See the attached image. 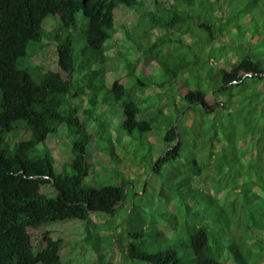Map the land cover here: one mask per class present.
<instances>
[{"label":"trees","instance_id":"1","mask_svg":"<svg viewBox=\"0 0 264 264\" xmlns=\"http://www.w3.org/2000/svg\"><path fill=\"white\" fill-rule=\"evenodd\" d=\"M178 1L181 33L156 35L146 27L131 45L155 62L154 72L126 75L108 87L118 9H135L140 0H0V264H63L62 240L46 230L36 252L32 230L90 222L92 213H113L135 196L131 181L116 172L108 184L84 186L92 175L89 136L74 137L72 159L60 173L45 144L61 124L86 133L88 123L102 124L103 106L116 116L112 128L99 129L106 151L117 160L119 147L144 163L147 175L161 178L157 207L139 196L122 222L131 264H224L226 251L237 264H264V155L262 161L256 155L264 147V0ZM81 15L85 41L77 52ZM48 17L57 24L52 37ZM226 32L237 37L234 43ZM48 37L57 68L46 70L29 57ZM174 44L180 61L172 66ZM228 53L229 68L222 64ZM198 55L206 64L185 68ZM134 87L160 91L137 100ZM152 126L171 129L155 160L146 135ZM23 128L27 138L11 143ZM112 237L120 239L115 231Z\"/></svg>","mask_w":264,"mask_h":264},{"label":"rangeland","instance_id":"2","mask_svg":"<svg viewBox=\"0 0 264 264\" xmlns=\"http://www.w3.org/2000/svg\"><path fill=\"white\" fill-rule=\"evenodd\" d=\"M140 1L142 5L137 6L135 9L128 7L118 9L116 24L107 53L111 58L110 64L108 65L109 71L105 75V83L108 87L111 86V83L115 79H123L126 75L137 77L142 73L151 74L154 72V61L146 60L144 57H140L138 53L130 51L132 43H137L143 39L146 27L152 29L156 35L166 31L174 33L175 35L182 32L180 29V21L185 14L178 0H156V3L154 0ZM219 13L220 11H216L215 15ZM211 15L208 12L205 17L209 18ZM212 17H214V13ZM52 18L48 17L45 22V27L51 37L57 25L56 21ZM85 22L86 19L81 15L77 31L75 32V47L77 52H81V47L85 41V38L82 37L85 30V24L83 23ZM194 30L198 35H203V32L198 28L194 27ZM230 31L233 32V30ZM51 37L46 39L47 42L45 44L47 46L43 48L35 47L32 50L35 54L29 57L30 63L40 65L46 70L49 68H57L55 67V50ZM224 38L226 41L232 43L237 39V37H229L227 32ZM177 50L178 48L175 44L171 46L172 56L168 62L172 66L178 64L180 61L175 56ZM123 55L129 57L130 61L128 63L123 59ZM231 55L230 53L224 54L225 59L222 62L228 68L227 63ZM205 64L206 57L198 55L192 64L186 65L185 68L191 66L202 67ZM155 91L160 90L156 87L147 89L134 87L133 95L137 100H141L146 95ZM207 100L211 104L215 103L211 93L207 95ZM164 110L167 113L171 112L170 108H165ZM101 111L104 113V117L100 118L102 124L100 122L93 125L88 123L87 133L76 131L73 126L61 124L56 133L50 134L47 137L45 144L54 158L56 172L60 173L68 169V164L72 159L70 144L74 137L82 138L89 136L88 149L92 175L91 179L90 177L85 179L84 186L98 187L103 184H108L110 182L108 179L109 175L112 176L116 172L118 175H123L124 179L131 181L129 185L135 190V198L127 197L122 205L115 209L113 213H92L90 222L69 220L56 222L50 226L32 230L31 244L36 252L45 246L43 234L46 230H49L50 234L55 238L62 240L61 256L63 264H100L105 258L108 264H131L125 248L127 242L123 241V234L120 232L122 228L125 229V225H122L124 217L134 202L138 203L141 197H143L141 202L151 208L157 207L158 203L157 193L161 178L154 174V172H150L147 175L146 171L148 167L144 163L138 162V159H136L137 161L132 160L129 153L119 147L114 149V154L118 158L117 160L106 151V143L104 142L106 141V135H102L99 129L104 127L105 131H107L112 128V125L115 124L116 116L108 117L110 114L109 111L111 110H108L106 106H103ZM200 116L197 117L196 130L200 127ZM168 130L165 127H159L158 129L152 126L150 131L146 133L150 143H152V158L150 160H155L158 156L163 155L167 149L166 143H168L167 138L171 129L169 128ZM28 135L29 132L27 129L23 128L16 134H13L10 141L11 143L18 142L27 138ZM41 146L43 147L44 145L42 144ZM256 155L259 158L258 160L262 161L264 147L258 149ZM247 156L249 158L251 155L248 154ZM113 182L115 184L117 183L115 179H113ZM47 192L55 191L50 188ZM114 231L119 233V241H116L112 237ZM222 262L224 264H237L230 251H226Z\"/></svg>","mask_w":264,"mask_h":264}]
</instances>
